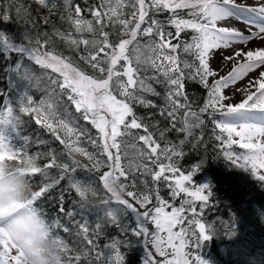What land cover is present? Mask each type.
I'll list each match as a JSON object with an SVG mask.
<instances>
[{
  "label": "snow or ice",
  "instance_id": "1",
  "mask_svg": "<svg viewBox=\"0 0 264 264\" xmlns=\"http://www.w3.org/2000/svg\"><path fill=\"white\" fill-rule=\"evenodd\" d=\"M59 2L34 0L40 9H47L50 13L57 9ZM85 5L92 17L90 20L85 19V8L80 4L62 0L60 19L66 21L72 30L61 32L54 28L53 35L79 52V60L95 74H89L71 58L50 49L53 41L48 32L43 33V38L31 34L29 25L35 27V22L31 19L30 6L13 3L4 6L0 3V21L22 19L28 29L20 44L0 31V50L7 56L17 54L22 59L27 58L41 68L58 74L55 79L49 77L51 90L47 98L35 104L28 91L34 77L26 68L21 74L22 62L11 67L10 71L27 83V89L17 95L19 112L29 116L34 114L35 123L48 129L64 146L69 157L68 161L62 162L51 150L44 154L48 162L42 168L37 164V157L22 155V150L15 149L12 139L19 136L24 121L15 113L11 102L5 100L4 107L0 108V160L16 162L29 179L53 168L60 170L63 179L78 168L92 173L107 167V171L93 178L110 194L99 205L89 199L94 189L92 181L84 184L69 176L70 187L78 194L81 209L103 207L107 209L105 216L108 221L117 226V212L108 207L111 201L123 206L121 211L135 214V226L130 229L125 226L121 231L125 236L130 232L132 236L142 238L145 247L151 243L155 254L147 251L144 264H208L199 255L195 256V261H190L185 251L193 242V237L196 238L195 246L199 247L202 241L211 239L213 235L211 229H206L201 222L204 208L212 195L210 186H188L193 172L199 171L208 159L205 156L193 172L185 174L178 166L177 158L184 156L183 146L190 142L194 130L204 125L202 116L206 114L212 118L215 129L219 130V134L215 135L216 141L227 145L228 149L235 144L245 150L244 153H235L222 148V154L228 161L242 170L251 171L253 175L256 174L257 162L264 167V48H241L233 55L225 56L232 64L226 74L222 69L217 71L212 67V59L219 50L254 39L264 41V0H256L250 5L240 4L237 0H98L95 4H88L85 0ZM184 10H187L188 18L181 15ZM164 13L169 14L166 22L156 18ZM230 19L239 21L244 29L220 26L221 22ZM48 22V18L44 17L43 23L47 25ZM167 28H174L175 31H168ZM85 33L91 34V38H85ZM182 34L190 35V40L182 39ZM181 53L186 58L182 59ZM257 70L259 75L256 78L249 80L244 88L236 89L243 94V99L238 103L230 102L232 97L227 90ZM189 81L207 91V98L198 111L193 110L186 91ZM157 86L164 89L163 94ZM63 96L80 118L97 130L96 138H91L86 129L71 126L58 118L56 106L59 97ZM149 96L161 99L163 103L158 104ZM135 105L155 111L140 117L135 112ZM157 116L167 122L166 127L161 128L160 120L151 123ZM59 130H63V136ZM133 130L143 134L136 135ZM173 130L184 134L179 144L166 140V134ZM86 136L88 143L100 149L99 153L93 154L78 146L82 137ZM202 142L203 135L197 138L193 147ZM77 156L86 157L90 164L82 163ZM98 156L105 159L101 160ZM241 160L244 163H238ZM138 175L145 177L143 183L148 189L145 193L127 190L135 187ZM129 177L130 183L122 182L129 181ZM147 177L155 185L154 189L149 187ZM257 179L264 182V175H259ZM117 182L135 204L118 197L112 188ZM58 183L54 181L40 187L32 193L30 203L34 206L38 198L45 196ZM161 184L169 189L171 200L161 197ZM153 190L155 204H152L153 197L150 195ZM182 194L187 198H183ZM177 198H181L179 206L175 204ZM197 202H200L199 206ZM56 204L58 216L64 214L73 219L78 228L76 235L81 238V250L68 257L67 264H80L82 257L86 264H125L126 252H122L121 247H130V240L113 239L100 245L103 236L101 223L90 231L87 221H75L76 213L65 211L62 194ZM35 208L42 216L41 211ZM48 224L53 232L61 227L58 219ZM148 224L154 226V231ZM5 225V221L0 220V264H22L23 252ZM63 232H69V228L64 226ZM232 234L230 227L229 235ZM70 251L73 250L68 246L66 256Z\"/></svg>",
  "mask_w": 264,
  "mask_h": 264
},
{
  "label": "trees",
  "instance_id": "2",
  "mask_svg": "<svg viewBox=\"0 0 264 264\" xmlns=\"http://www.w3.org/2000/svg\"><path fill=\"white\" fill-rule=\"evenodd\" d=\"M74 3L80 4L82 8H85L84 17L85 19H92L88 14L85 5V0H73ZM98 0H88V4H95ZM4 6L7 3L23 4L29 7L31 12V19L35 22V27L29 25V30L33 36H40L43 38V33L48 32L53 43L50 44V49H54L57 53L63 56L71 58L74 63L79 64L81 68H84L89 74H95L93 70L84 65L79 60V52L69 48V46L62 41L59 37L53 35V29H58L61 32L71 31L69 24L60 19L62 14V0H60L58 7L53 12H49L47 9H40L34 0H0ZM13 16L15 12L13 9ZM169 14L164 13L156 16L161 21H167ZM184 18H188L187 10L181 12ZM48 18V24L43 23V18ZM168 31H175L174 28H167ZM0 31L6 33L12 37L17 44L23 43L24 35L28 31L25 26V21L22 19H14V21H0ZM85 38H91V34L85 33ZM182 39L190 40V35L185 36L182 34ZM146 39V38H144ZM175 42V41H173ZM83 47V46H81ZM181 57L186 58L183 53ZM22 62L21 74L25 68L34 77L32 86L28 88L29 94L33 97L35 104H38L41 99H46L51 88L49 77L55 79L58 74L52 73L50 69H43L36 65L34 61H30L27 58L22 59L17 54L7 56L3 50H0V108L4 107V101L9 100L15 113L21 116L24 121L20 134L12 139V146L15 149L22 150L21 154L25 156L37 157V164L43 168L46 164L47 158L44 155L51 150H54L58 155L59 159L64 162L68 161L69 157L66 155V149L63 145L55 139V136L46 128L35 123V115L32 116L19 112V103L17 95L19 92L27 89V83L19 80L15 73L10 71L16 63ZM11 80V83H10ZM157 90L163 94L164 89L157 86ZM59 90H57L58 92ZM186 91L189 96V100L192 103L193 110L199 109L203 106L205 99L207 98V91L201 85L189 81L187 84ZM149 99L155 100L158 104H162L163 101L156 97H148ZM135 112L137 116L146 117L153 111L151 109L143 108L142 106L135 105ZM58 118L68 122L71 126L77 128H84L89 133L91 138L97 137V130L90 124L86 123L80 114L76 113L74 107L67 101L66 96L59 97V104L56 106ZM204 125L201 128L194 130V136L190 138V142H186L183 146L184 156L177 158V163L180 169L185 172H193L195 166L200 162L201 159L207 156V163L197 172H193L192 181L188 183L190 188L194 186H200L208 184L210 186L212 195L207 202L201 222L206 225V229H211L213 235L211 239L202 241V255L208 264H264V184L247 185L245 184L239 174L228 165V161L222 154L221 149H228L226 145H221L219 141L215 140V135L219 134V130L215 129V124L211 117L204 114ZM156 120L161 121V128L167 126V122L161 117H154L151 123ZM151 131H156L151 129ZM136 135L143 134L139 130H133ZM61 136L64 135L63 130H59ZM158 136V132L156 133ZM203 135V142L198 147H193V144L197 143V138ZM226 135V134H225ZM184 139L183 133L176 131H170L166 134V140L174 144H179V141ZM78 146L84 147L88 152L97 154L100 152L98 147H93L88 143V137H82ZM163 146V145H162ZM207 149V153L205 152ZM231 149L238 153L241 149L235 144L232 145ZM219 154V155H218ZM82 163L90 164L86 157L77 156ZM99 159L104 160L103 156H98ZM216 158V160H213ZM5 160H1L0 164H3ZM8 162H14L7 160ZM126 162V161H125ZM15 165L19 166L16 162ZM22 172L20 168L17 169ZM107 167H101L99 171H93L89 173L86 169H77L74 173H69L61 179V172L59 169L53 168L47 170L45 174H35L30 177V184L32 193L38 191L40 187L45 184H50L54 181H59L58 185L46 193L45 196L38 198L34 206L41 211L43 218L47 222L52 223L53 220L58 219L61 227L54 231V235H59L69 245L70 251L65 257L66 261L68 257L75 256L78 251L81 250V238L76 235L78 228L73 222V219L67 217V215L57 214L56 200L61 196L64 197L65 211H74L76 213L75 221L84 222L87 221L90 231L95 228L97 223L102 224L103 236L99 241L100 245L111 242L113 239L130 240V247H121L122 252H126L125 264H144V257L146 255V247L142 238L134 237L130 234L125 236L121 231L122 228L127 226L129 229L134 227L136 224L135 214L125 213L121 211L123 206L116 204L111 201L108 205L109 208L116 210L119 225H112L108 218L105 216L107 209L100 207H92L88 209H81L79 205V196L74 189L70 187L69 176H74L84 184H88L92 181L91 186L94 188L90 194L89 199L94 204L104 203L110 194H108L102 185L93 180L95 177H99L104 171H107ZM145 177L137 176L135 181V187H129L128 191L137 193H145L148 191L145 188L143 180ZM149 187L154 189L155 185L151 183L150 177H147ZM129 181H122L130 183ZM113 188V187H112ZM207 194V192H205ZM152 204H155V191L153 190ZM160 195L165 200H171L169 189L161 184ZM127 197V196H125ZM183 198H187L182 194ZM55 198V199H54ZM131 199L130 197H127ZM31 200L27 201V205L31 209ZM131 203L135 204V201L130 200ZM181 198L175 200L176 206H179ZM200 202H197L199 206ZM152 205H149L151 207ZM67 226L69 232H63V227ZM232 227V235H229V229ZM150 230L154 231V226L149 227ZM198 232V229H196ZM150 239V238H149ZM195 237L192 238L193 242L190 247H187L185 251L188 254L192 253L195 246ZM149 242L148 247H151ZM159 258V257H158ZM75 264V262H73ZM80 264H86V260L82 257Z\"/></svg>",
  "mask_w": 264,
  "mask_h": 264
},
{
  "label": "clouds",
  "instance_id": "3",
  "mask_svg": "<svg viewBox=\"0 0 264 264\" xmlns=\"http://www.w3.org/2000/svg\"><path fill=\"white\" fill-rule=\"evenodd\" d=\"M20 167L8 161L0 164V212L12 217L5 227L23 252L22 264H67L68 243L54 235L33 205L29 210L32 188L29 177L17 170ZM112 187L119 198H125L126 190L118 182Z\"/></svg>",
  "mask_w": 264,
  "mask_h": 264
},
{
  "label": "rangeland",
  "instance_id": "4",
  "mask_svg": "<svg viewBox=\"0 0 264 264\" xmlns=\"http://www.w3.org/2000/svg\"><path fill=\"white\" fill-rule=\"evenodd\" d=\"M237 2L240 4H249L250 5V4L256 3V0H237ZM220 26L236 27V28H240L242 30L244 29V25L241 24L236 19H230L228 21L221 22ZM241 48H244L245 50H254L257 48H264V41H261L259 39H254V40H252L246 44H243V45L235 44L229 49L219 50L212 59L213 69H215L217 71H220L222 69L223 74H226L228 71L231 70L232 64L228 60H226L224 57L228 56V55H233L236 50L241 49ZM237 61L239 62V58H237ZM258 75H259V70H257L256 72L250 73L243 80L238 81L235 86L230 87L227 90V94L232 97V100L230 102H232V103L240 102L243 99V94L236 91V89L244 88L247 85L249 80L256 78ZM236 146L239 148L238 145H236ZM226 150L234 152L232 149H226ZM244 152H245V150L241 149L238 153H244ZM225 160L228 161L226 158H225ZM227 163L229 166H231L239 174V177L241 178V180L245 184L251 185V186L252 185L257 186L259 184H264V182L257 179V177L259 175H264V167H260L259 162H257V169H256L255 175H253L251 173V171H245V170L238 168L236 165H233L230 161H228ZM238 163H244V161L241 160V161H238ZM248 167H249V169H251V163L250 162L248 163ZM125 199H128V198L125 197ZM128 200L130 202L131 199H128ZM136 206L139 207V205H136ZM0 216L4 217L3 219H0V220H4L5 224H7L8 221L12 218L10 215H5L3 212H0ZM135 218H136V216H135ZM136 221H137V218H136ZM150 226H152V225L148 224V227H150ZM201 248H202L201 243H200L199 247H196V248L194 247V249H196V251L194 250L192 253L189 254L190 261H195L196 255H199V256H201L202 259H204L203 255H202ZM146 250L152 251L155 254V250H154V248H152V246L151 247L147 246Z\"/></svg>",
  "mask_w": 264,
  "mask_h": 264
}]
</instances>
